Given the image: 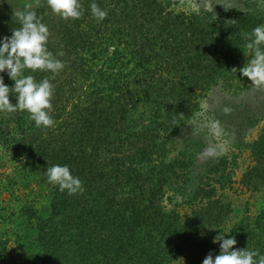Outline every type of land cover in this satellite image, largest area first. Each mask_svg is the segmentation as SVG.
Masks as SVG:
<instances>
[{
    "label": "trees",
    "instance_id": "1",
    "mask_svg": "<svg viewBox=\"0 0 264 264\" xmlns=\"http://www.w3.org/2000/svg\"><path fill=\"white\" fill-rule=\"evenodd\" d=\"M80 2L79 19L54 14L47 0L35 8L50 31L48 50L65 67L54 79L50 71L25 69L22 75L49 78L54 85V125L37 127L26 110L0 112V142L38 164L39 179L49 188L48 212L35 217L37 251L23 264H202L215 248L213 257L219 254L213 239L220 233L235 237L234 249L264 255V124L246 145L253 163L239 181L247 190H261L257 212L223 226L230 209L218 192L231 182L223 158L196 180L188 200L190 225L183 226L161 202L163 187L175 181L176 169L184 170L182 162L165 159L167 140L195 108V89L247 78L239 69L254 53L245 47V33L264 16L246 9L229 25L175 13L161 0ZM92 3L107 11L104 20L92 15ZM20 27L14 15L1 18L0 42ZM115 38L122 48H113L97 69L88 66L105 51L101 44ZM90 72L97 80L87 78ZM0 75L14 86L7 71ZM78 78L86 81L82 89ZM9 99L16 103L17 97L10 93ZM57 164L81 179L82 194L49 183L46 169Z\"/></svg>",
    "mask_w": 264,
    "mask_h": 264
},
{
    "label": "rangeland",
    "instance_id": "2",
    "mask_svg": "<svg viewBox=\"0 0 264 264\" xmlns=\"http://www.w3.org/2000/svg\"><path fill=\"white\" fill-rule=\"evenodd\" d=\"M28 2L34 0H0V19L13 15L14 10L24 9ZM161 2L167 10L175 13L202 16L229 25L237 13L246 9L254 8L259 12L258 16H264V0ZM260 25H264V17ZM121 45L116 38L110 43L106 39L101 44L106 52L102 51L97 57L99 61L91 60L88 66L95 65L97 69L103 57H112V49L118 51ZM91 73L87 78L97 80L94 72ZM136 73L134 70L132 74ZM8 79L11 80L10 77ZM85 82L78 78L75 84H81L82 89ZM194 92L192 101L196 104L195 108L167 140L169 153L165 159L175 164L182 162L184 170L176 169L178 181L175 179L163 187L161 202L165 211H174L179 215L183 226L190 225L192 205L188 200L196 180L210 163L223 158L226 162L225 174L231 182L226 183L218 193L229 204L230 210L223 223L227 229L243 215H252L263 206L261 190H247L239 181L241 174L253 163L246 145L257 137L264 124V87L254 88L249 78L229 82L217 80L205 90L199 92L195 89ZM226 106L232 109L227 115L223 111ZM137 110L141 112L143 106ZM214 121H219L222 127L220 136L214 135L210 129ZM9 145L0 142V246L4 243L0 264H23L27 256L37 251L35 217L43 218L48 212L49 188L39 179V165L27 159L23 151L9 148ZM220 146L224 147L223 152ZM209 148L216 149L214 156L206 154ZM214 245L220 248V242ZM217 251L215 248L210 252L215 255Z\"/></svg>",
    "mask_w": 264,
    "mask_h": 264
},
{
    "label": "clouds",
    "instance_id": "3",
    "mask_svg": "<svg viewBox=\"0 0 264 264\" xmlns=\"http://www.w3.org/2000/svg\"><path fill=\"white\" fill-rule=\"evenodd\" d=\"M47 5L54 14L65 20L79 19L83 15L80 0H47ZM39 6L40 0H34L25 3L24 10H14L13 15L18 18L21 27L13 29L12 35L5 36L0 42V73L7 71L8 76L15 81L14 86L9 87L0 75V112L26 110L37 127H51L55 123L51 115L54 85L50 83L49 78L37 81L33 75H22L25 69L32 72L50 71L54 79L55 74L65 67L64 63L48 50L50 31L48 26L41 22L43 17L37 16L35 8ZM90 8L97 20L102 21L107 17V11L96 3H92ZM245 36L250 41L245 47L251 50L254 56L239 71L249 78L254 88L259 89L264 87V50L261 48V45H264V25L255 27L251 33H245ZM10 93L17 97L16 103L10 102ZM223 111L227 115L232 109L226 106ZM210 129L216 136H220L223 131L219 121H214ZM224 150V147L220 146V151ZM206 154L214 156L216 149L209 148ZM46 175L49 183L58 185L61 192L67 190L69 195H73L82 194L84 191L81 179L73 176L67 165H53L46 169ZM225 234L220 233L213 240V243L220 242L219 254L213 257L210 252L202 264H264V255L247 248L234 249L233 246L237 243L235 237L226 238Z\"/></svg>",
    "mask_w": 264,
    "mask_h": 264
}]
</instances>
